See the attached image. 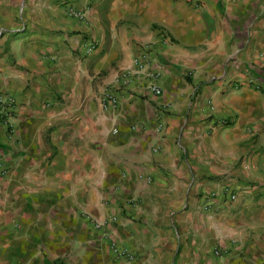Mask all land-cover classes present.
I'll return each instance as SVG.
<instances>
[{
  "label": "crops",
  "instance_id": "0c3cea01",
  "mask_svg": "<svg viewBox=\"0 0 264 264\" xmlns=\"http://www.w3.org/2000/svg\"><path fill=\"white\" fill-rule=\"evenodd\" d=\"M0 97V264H264V0H0Z\"/></svg>",
  "mask_w": 264,
  "mask_h": 264
},
{
  "label": "built area",
  "instance_id": "2783aa9c",
  "mask_svg": "<svg viewBox=\"0 0 264 264\" xmlns=\"http://www.w3.org/2000/svg\"><path fill=\"white\" fill-rule=\"evenodd\" d=\"M77 15V14H76ZM78 16V15H77ZM94 47L92 45H88L85 48L84 53H90ZM132 74L133 75H139L144 67L145 63L143 60V57L140 59H134L132 61ZM122 84L125 85L128 82V76L122 75L121 77ZM149 90L152 94L158 95L159 94V89L155 85L149 86ZM13 99L11 98H6V97H0V123H3L4 121L6 122L10 116V112L13 107ZM117 104V100L115 96L110 93V92H104L101 95L100 98V105L102 108H114ZM113 220V219H111ZM114 252L117 257L121 258L123 261V264H134V258L131 253L124 249H114Z\"/></svg>",
  "mask_w": 264,
  "mask_h": 264
},
{
  "label": "rangeland",
  "instance_id": "374dc122",
  "mask_svg": "<svg viewBox=\"0 0 264 264\" xmlns=\"http://www.w3.org/2000/svg\"><path fill=\"white\" fill-rule=\"evenodd\" d=\"M7 1H8V0H5V2H7ZM13 2L16 3V0H13ZM11 3H12V2H11ZM11 3H10L9 6H8L10 9H11ZM20 9H21V10L24 9V12H25V7H24V6H22ZM24 14H25V13H24Z\"/></svg>",
  "mask_w": 264,
  "mask_h": 264
}]
</instances>
